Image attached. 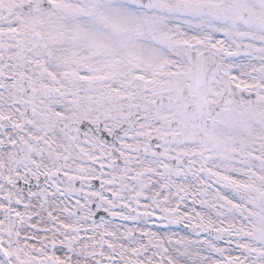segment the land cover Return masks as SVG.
<instances>
[{
    "label": "snow or ice",
    "instance_id": "1",
    "mask_svg": "<svg viewBox=\"0 0 264 264\" xmlns=\"http://www.w3.org/2000/svg\"><path fill=\"white\" fill-rule=\"evenodd\" d=\"M0 264H264V0H0Z\"/></svg>",
    "mask_w": 264,
    "mask_h": 264
}]
</instances>
